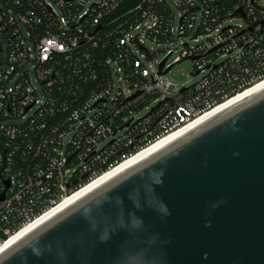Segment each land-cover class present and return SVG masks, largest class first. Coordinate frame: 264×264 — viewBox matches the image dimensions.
<instances>
[{"label":"built area","instance_id":"obj_1","mask_svg":"<svg viewBox=\"0 0 264 264\" xmlns=\"http://www.w3.org/2000/svg\"><path fill=\"white\" fill-rule=\"evenodd\" d=\"M143 38L165 49L156 68ZM183 59L199 79L177 86L161 72ZM263 80L264 0H0V245Z\"/></svg>","mask_w":264,"mask_h":264},{"label":"water","instance_id":"obj_2","mask_svg":"<svg viewBox=\"0 0 264 264\" xmlns=\"http://www.w3.org/2000/svg\"><path fill=\"white\" fill-rule=\"evenodd\" d=\"M0 264H264V89L58 212Z\"/></svg>","mask_w":264,"mask_h":264},{"label":"bare ground","instance_id":"obj_3","mask_svg":"<svg viewBox=\"0 0 264 264\" xmlns=\"http://www.w3.org/2000/svg\"><path fill=\"white\" fill-rule=\"evenodd\" d=\"M264 89V80L255 84L254 86L246 89L245 91L233 96L232 98L226 100L225 102L221 103L220 105L216 106L212 110L206 112L205 114L197 117L193 121L189 122L185 126L179 128L178 130L165 135L163 138L159 139L155 143H152L148 147L142 149L137 154L124 159L120 164L116 165L114 168H110V170L103 175L97 177L88 185L84 186L77 192L73 193L69 197L63 199L57 205L49 209L47 212L36 218L34 221L30 222L28 225L20 229L14 235L9 237L3 244L0 245V254L9 248L12 244H15L18 240H20L23 236L32 232L35 228L43 224L46 220L57 214L58 212L62 211L69 205L73 204L75 201L79 200L89 192L93 191L100 185L104 184L111 178L117 176L118 174L126 171L127 169L131 168L132 166L138 164L145 158L153 155L154 153L158 152L177 138H179L182 134H185L192 128L198 126L199 124L207 121L208 119L212 118L213 116L231 108L232 106L243 102L244 100L252 97L253 95L257 94L261 90Z\"/></svg>","mask_w":264,"mask_h":264},{"label":"rangeland","instance_id":"obj_4","mask_svg":"<svg viewBox=\"0 0 264 264\" xmlns=\"http://www.w3.org/2000/svg\"><path fill=\"white\" fill-rule=\"evenodd\" d=\"M172 13L174 16V25L176 24L177 17H178V10L175 7H172ZM198 15V14H197ZM227 25H239L241 28H244L246 24L244 21L238 17H232V18H227L221 22V26H227ZM143 42L145 43V46L147 49H149L151 52H153L152 55V66L156 68V64L165 54V49L161 45H155L152 43L150 40L143 38ZM182 43H187V44H192L188 38L184 39H179L177 40V43H173L174 45H171L170 48L172 50H175V52L172 53L170 59H172L175 55L178 54V51L181 49ZM169 59V60H170ZM143 64L148 68L151 69L149 66V62L147 60H143ZM193 62L190 59H183L179 63L174 64L171 69L167 72L165 75V78L169 80L171 83L176 84L177 86H188L193 83H195L198 79L199 76H194L193 74ZM113 81V92L118 86L116 77H112ZM122 88L126 89L125 84L121 83ZM151 105H149L150 107ZM146 113V110H141L139 112V115H143Z\"/></svg>","mask_w":264,"mask_h":264},{"label":"trees","instance_id":"obj_5","mask_svg":"<svg viewBox=\"0 0 264 264\" xmlns=\"http://www.w3.org/2000/svg\"><path fill=\"white\" fill-rule=\"evenodd\" d=\"M129 4H131V1H130V3H129ZM125 5H126V7H127L128 3L126 2V4H125ZM126 7H123V8H122V10H123L124 8H126Z\"/></svg>","mask_w":264,"mask_h":264}]
</instances>
